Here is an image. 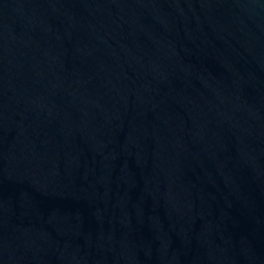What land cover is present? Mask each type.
Wrapping results in <instances>:
<instances>
[{"label": "water", "instance_id": "1", "mask_svg": "<svg viewBox=\"0 0 264 264\" xmlns=\"http://www.w3.org/2000/svg\"><path fill=\"white\" fill-rule=\"evenodd\" d=\"M0 264H264V0H0Z\"/></svg>", "mask_w": 264, "mask_h": 264}]
</instances>
